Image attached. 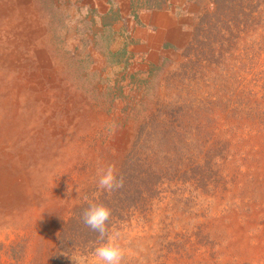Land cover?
I'll return each mask as SVG.
<instances>
[{
  "label": "rangeland",
  "instance_id": "374dc122",
  "mask_svg": "<svg viewBox=\"0 0 264 264\" xmlns=\"http://www.w3.org/2000/svg\"><path fill=\"white\" fill-rule=\"evenodd\" d=\"M30 2L0 0L7 77L35 46L51 61L0 150L35 176L0 205V264H89L113 233L121 264H264V0ZM90 202L110 209L104 238Z\"/></svg>",
  "mask_w": 264,
  "mask_h": 264
},
{
  "label": "bare ground",
  "instance_id": "6f19581e",
  "mask_svg": "<svg viewBox=\"0 0 264 264\" xmlns=\"http://www.w3.org/2000/svg\"><path fill=\"white\" fill-rule=\"evenodd\" d=\"M23 1H24V4H26V7L31 5V2H30L31 0H23ZM43 31L44 29L41 28V25L38 26L37 31L35 32L36 34H33V39H30V41L33 43L34 39H38L40 35L43 33ZM9 33L10 31L8 28H5V29L0 28V41L5 42V40L8 38ZM3 47L4 46L1 45V49ZM1 49H0V52H1ZM32 51L35 57L34 63L32 62L33 67H34L32 72H27L28 65L21 64L22 63L21 58L14 57L12 59L14 62L17 61L19 63L18 67H20V70H21V73H19V75L15 78V80L9 79L7 77L9 76V73H8L9 64L7 62V58L4 55H3L4 59L0 57V82H1L0 83V150L2 153L7 154L6 156L10 158L12 156L8 155V153L5 152L6 151L5 144H7L5 142L6 137L7 135H10L11 133H13L19 125H21V127L23 128L25 123H27L24 120V112H23V108L25 105L24 97L26 96L27 93L31 92L32 95L34 94V97L36 98L37 101H42L44 99L43 85H42L43 83H42V78H41L39 71L42 69L51 68V63H50L51 61L49 60L43 48L35 46L33 47ZM46 77L49 79L50 83H53L55 85L57 84L58 81L56 80L54 72L46 73ZM31 128L32 130L40 129V131L39 130L37 131L38 133L36 132L37 133L36 138H35L36 141L34 142L38 144L41 142L43 138L44 131L50 130V122L48 120L44 123V125L34 122V123H31ZM18 151H19V148H18ZM19 155L20 154L18 153V156ZM7 159L6 161L0 160V205L3 204L5 201H11L14 203V200L15 198H17L16 197L17 195L18 197L19 195L24 197L26 193L28 195L31 189V185L33 184V181L35 179V176L31 174V171H25V172L22 171L23 173H21L18 171L17 167H13L11 165L8 166L10 161H7ZM23 159L24 158H22L21 161H23Z\"/></svg>",
  "mask_w": 264,
  "mask_h": 264
},
{
  "label": "clouds",
  "instance_id": "9594fccd",
  "mask_svg": "<svg viewBox=\"0 0 264 264\" xmlns=\"http://www.w3.org/2000/svg\"><path fill=\"white\" fill-rule=\"evenodd\" d=\"M98 176V189L110 192L122 184V180L117 179L112 165L101 169ZM109 216L110 209L107 206L102 203L90 202L89 206L84 210L82 218L88 227L100 234V238H104L106 234V221L109 219ZM118 235L119 233L110 234L104 243L96 246L93 249L89 264H121L123 250L116 243ZM73 262L74 264H84V258L80 257L73 260Z\"/></svg>",
  "mask_w": 264,
  "mask_h": 264
},
{
  "label": "crops",
  "instance_id": "0c3cea01",
  "mask_svg": "<svg viewBox=\"0 0 264 264\" xmlns=\"http://www.w3.org/2000/svg\"><path fill=\"white\" fill-rule=\"evenodd\" d=\"M143 10V9H142ZM146 22L150 23V25L155 26L156 25V21L154 19H152L151 17H148L147 19H145ZM164 25V24H162ZM165 26V25H164Z\"/></svg>",
  "mask_w": 264,
  "mask_h": 264
}]
</instances>
